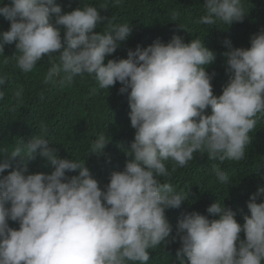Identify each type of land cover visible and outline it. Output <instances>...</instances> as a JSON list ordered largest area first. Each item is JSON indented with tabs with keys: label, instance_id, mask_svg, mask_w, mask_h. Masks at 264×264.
<instances>
[{
	"label": "clouds",
	"instance_id": "obj_1",
	"mask_svg": "<svg viewBox=\"0 0 264 264\" xmlns=\"http://www.w3.org/2000/svg\"><path fill=\"white\" fill-rule=\"evenodd\" d=\"M101 9L106 5L64 12L55 0H9L0 6V16L10 21L9 30L0 32V53L15 43L16 66L24 73L47 57L44 83L61 88L84 74L101 89L119 82L135 130L126 150L130 159L122 171L110 173L103 189L86 163L61 158L43 135L11 149L0 147V264H148L150 249L177 239L179 264H264V187L246 202L250 215L242 225L236 212L217 200L206 211L218 219L185 213L172 235L166 210L180 208L190 192L179 193L160 179L170 176L167 162L175 171L194 153L221 162L245 158L249 133L258 114L264 116V29L250 37L248 48L225 41L229 80L216 96V73L207 71L216 53L200 39L185 43L174 35L164 43L157 38L129 49L126 59L105 63L128 40L132 26L110 24L106 32L94 31L108 19ZM204 9L199 22L208 26L243 22L249 13L245 0H204ZM6 82L0 74V86ZM22 94V88L14 93L20 103ZM4 97L0 91V100ZM108 142L100 134L89 153L103 155ZM37 155L51 166L50 174L29 173ZM214 171L219 182H229L219 167Z\"/></svg>",
	"mask_w": 264,
	"mask_h": 264
},
{
	"label": "trees",
	"instance_id": "obj_2",
	"mask_svg": "<svg viewBox=\"0 0 264 264\" xmlns=\"http://www.w3.org/2000/svg\"><path fill=\"white\" fill-rule=\"evenodd\" d=\"M64 12H71L84 4L96 6L106 5L100 14L108 19L101 22L94 31L106 32L110 24L128 23L132 32L127 41L108 59H126L129 49L135 50L137 45L147 47L157 38L167 43L174 35L184 38L185 43L192 39H200L205 47L216 53V60L209 65L207 71L215 72L212 80L213 94H222L223 87L229 80L226 74L223 53L229 50L225 44L231 41L232 47H250V37L264 29V0H245L248 15L243 22L231 25L218 23L214 26L201 24L200 18L205 13L204 0H55ZM2 0L0 6L8 4ZM60 27V26H57ZM182 27V28H181ZM10 28V21L0 16V32ZM63 37V32H61ZM15 43L5 44L0 53V74L7 77L5 85L0 86L5 97L0 100V147L9 149L17 146L22 140L28 142L33 136L43 135L50 146L58 149L61 158L86 163L94 178L103 189L109 183L112 171H122L126 161L130 159L126 150L134 140L135 130L131 127L128 95L119 94L122 86L119 82L109 89L99 88L94 77L84 74L74 77L71 84L64 87L53 83H44L50 63L45 57L38 62L30 73L22 72L17 65L19 52H15ZM55 53L54 55H58ZM5 60L7 63H5ZM59 62V58H55ZM23 89V102L16 100L14 93ZM206 112L210 114L211 109ZM44 128H41V125ZM100 134H105L109 142L104 154L97 156L89 153L91 145ZM251 143L246 146L245 158L240 161H219L209 159L207 153H194V158L183 168L167 162L169 177H161L169 182L179 193H189L178 209H167L166 216L172 225V235L176 234L178 220L185 213L198 212L210 220L218 219V215L207 213L206 209L218 200L219 203L236 212V220L241 225L243 217L250 215L246 202L250 196L264 187V116H259L256 127L249 133ZM89 153V154H88ZM20 158H17V161ZM37 155L29 162V173H48L50 165ZM15 167V164H14ZM215 167H219L229 176L228 183H221L216 178ZM13 169L5 170L7 175ZM76 175L77 172L66 173ZM261 199H257V203ZM15 229L19 224L9 221ZM244 239V233L241 234ZM170 239V238H169ZM180 247L179 240L167 245L150 249L148 264H179L176 256ZM187 261V258H184Z\"/></svg>",
	"mask_w": 264,
	"mask_h": 264
}]
</instances>
